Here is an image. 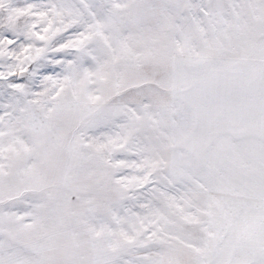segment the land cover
Listing matches in <instances>:
<instances>
[{"label": "snow or ice", "instance_id": "6c2138e0", "mask_svg": "<svg viewBox=\"0 0 264 264\" xmlns=\"http://www.w3.org/2000/svg\"><path fill=\"white\" fill-rule=\"evenodd\" d=\"M0 264H264V0H0Z\"/></svg>", "mask_w": 264, "mask_h": 264}]
</instances>
